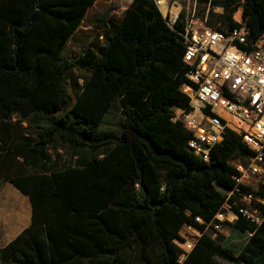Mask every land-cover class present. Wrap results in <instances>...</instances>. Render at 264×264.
I'll return each mask as SVG.
<instances>
[{
	"label": "trees",
	"instance_id": "obj_1",
	"mask_svg": "<svg viewBox=\"0 0 264 264\" xmlns=\"http://www.w3.org/2000/svg\"><path fill=\"white\" fill-rule=\"evenodd\" d=\"M94 1L0 0V142L14 115L32 128L10 149L0 143L19 165L0 161L2 178L30 205L29 224L0 246V264H264V223H224L244 236L235 248L206 225L238 174L231 159L248 161L252 152L227 130L204 162L171 120L173 109L188 110L179 90L182 23L168 26L152 0H131L119 17L101 15L80 55L61 59ZM198 1L209 4L205 25L233 27L239 6L249 38L264 39V0ZM114 116L116 129H104ZM56 143L86 155L54 168L47 152ZM34 166L45 170L26 169ZM248 189L264 200V180ZM207 227L215 235L210 256L200 245ZM174 240L193 244L181 261Z\"/></svg>",
	"mask_w": 264,
	"mask_h": 264
},
{
	"label": "built area",
	"instance_id": "obj_2",
	"mask_svg": "<svg viewBox=\"0 0 264 264\" xmlns=\"http://www.w3.org/2000/svg\"><path fill=\"white\" fill-rule=\"evenodd\" d=\"M152 2L168 26L176 20L182 23L184 81L179 90L188 97V110L173 109L171 120L179 121L188 131L187 148L208 162L210 149L228 130L238 135L252 152L244 168L235 164L238 174L232 176L233 187L225 192L222 204L206 225L219 231L224 223L242 217L258 226L264 223V211L259 206L264 207V200L253 196L248 189L252 182H245L242 177L246 174L260 183L264 180L263 36L249 38L241 14L238 18L232 16L236 23L233 27L213 29L192 19L193 10L188 17L189 7L178 0ZM218 8L211 10L215 12ZM195 220L202 222L198 217ZM186 228L190 232L194 229ZM252 232L248 230L246 235ZM174 243L180 249L178 261H181L193 244L178 240Z\"/></svg>",
	"mask_w": 264,
	"mask_h": 264
},
{
	"label": "rangeland",
	"instance_id": "obj_3",
	"mask_svg": "<svg viewBox=\"0 0 264 264\" xmlns=\"http://www.w3.org/2000/svg\"><path fill=\"white\" fill-rule=\"evenodd\" d=\"M182 4L189 7L188 17L192 11V19L197 20V22L202 21L205 23V17H202L201 12L207 10V4L200 3L198 0H178ZM128 5L127 0H97L92 6H90L83 19L79 23L78 27L74 33L67 39L65 42L61 53L60 58H75L83 51L87 44L94 40V34L100 31V17L104 12H107V15H114L119 17ZM193 8V9H192ZM239 14H241V8ZM221 8L216 9L215 12H220ZM236 12V11H235ZM234 12V13H235ZM231 15L236 17L235 14ZM73 73H77V70H74ZM70 78L67 79L64 83L65 94L68 101H72L73 95L70 91L68 82ZM80 82V80H79ZM116 116L108 117L106 124L103 128L106 130H115L116 126ZM7 131L8 138L3 142H0L2 145L10 149V146L19 143V140L31 134L32 128H29L26 121H18L16 116H12L8 121ZM0 136L1 132H0ZM2 139V138H1ZM104 147H100L99 150H103ZM8 150H4L0 153V161L2 164L9 165L10 169L16 170L18 168V161L13 157V155H6ZM86 155L85 151L80 147H69L66 144L59 145L55 144V147L49 148L47 152V157L50 161H54L53 167H62L65 165L75 164L77 160ZM49 161V162H50ZM247 160L242 158L231 159V164L240 165L244 168ZM28 171H42L45 170L41 166L27 167ZM6 172H2L0 166V244L6 242L14 234H17L24 226L28 223L29 216V202L26 196L22 195L18 190H16L12 185L6 182L2 176ZM8 173V172H7ZM12 173V172H11ZM243 181H251V187L257 189L260 182L256 179L248 177L246 174H243ZM209 226V225H208ZM184 232V229H183ZM196 236L200 235V232L196 229L191 230ZM219 232L224 235L223 241L233 248L237 247L243 240L244 236L238 234L231 226L226 228L220 227ZM214 233L210 227L205 229L204 238H202L200 245L204 251L205 256H210L214 248V243L212 245V239L214 238ZM200 237V236H199ZM224 264H233L224 262ZM236 264V263H234Z\"/></svg>",
	"mask_w": 264,
	"mask_h": 264
},
{
	"label": "crops",
	"instance_id": "obj_4",
	"mask_svg": "<svg viewBox=\"0 0 264 264\" xmlns=\"http://www.w3.org/2000/svg\"><path fill=\"white\" fill-rule=\"evenodd\" d=\"M96 1H97V0H95L94 3H95ZM94 3H93V4H94ZM93 4H92V5H93ZM92 5H91V6H92ZM73 33H74V32H73ZM73 33H72V34H73ZM70 37H71V36H70ZM29 222H30V205H29V216H28V223H27V225L29 224ZM27 225H26V226H27ZM26 226H24V227H26ZM24 227H23V228H24ZM23 228H22V229H23ZM22 229H21V230H22ZM21 230H20V231H21ZM20 231H19V232H20ZM19 232H18V233H19ZM18 233H17V234H18ZM17 234H14V235H13L12 237H10L6 242H4L3 244H0V246L5 245L8 241H10V240H11L13 237H15Z\"/></svg>",
	"mask_w": 264,
	"mask_h": 264
},
{
	"label": "bare ground",
	"instance_id": "obj_5",
	"mask_svg": "<svg viewBox=\"0 0 264 264\" xmlns=\"http://www.w3.org/2000/svg\"><path fill=\"white\" fill-rule=\"evenodd\" d=\"M172 10H173V9H172ZM238 12H240V10H238V11L235 13V15H236V18H237V13H238Z\"/></svg>",
	"mask_w": 264,
	"mask_h": 264
}]
</instances>
